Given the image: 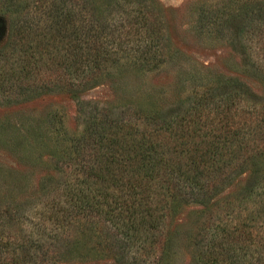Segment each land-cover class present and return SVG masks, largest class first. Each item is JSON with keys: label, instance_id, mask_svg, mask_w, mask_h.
I'll return each mask as SVG.
<instances>
[{"label": "trees", "instance_id": "1", "mask_svg": "<svg viewBox=\"0 0 264 264\" xmlns=\"http://www.w3.org/2000/svg\"><path fill=\"white\" fill-rule=\"evenodd\" d=\"M0 2V19L15 15L9 20L15 40L0 47V86L8 81L38 85L40 79L42 90L52 85L80 93L87 80L127 52L120 44L112 52L105 47L103 19L110 14L95 15L90 0ZM109 2L136 6L139 15L132 23L146 33L154 30L140 0ZM252 7H239L227 21L253 12ZM163 38L155 36L148 44L160 50ZM241 86L226 79L189 108L155 114L78 102L81 132L66 155L74 158L58 168L56 200L35 217L37 224L29 221L21 240L3 237L2 227L0 264H54L55 259L105 250L117 254V264H146L147 259V264H167L175 243L172 215L178 206L214 205L242 175L246 183L241 196L224 205L232 220L218 223L220 233L202 251L196 248V258L212 259L214 243L247 238L248 245L226 248L238 250V259L243 252L260 253L262 262L264 103L253 101L245 107L255 97ZM5 210L12 222L27 217L17 205Z\"/></svg>", "mask_w": 264, "mask_h": 264}, {"label": "rangeland", "instance_id": "2", "mask_svg": "<svg viewBox=\"0 0 264 264\" xmlns=\"http://www.w3.org/2000/svg\"><path fill=\"white\" fill-rule=\"evenodd\" d=\"M140 1L154 23L149 33L132 23L139 15L136 6L90 0L95 15L102 18L110 14L103 19L105 47L112 52L120 44L127 52L115 56L119 62H109L107 70L94 80H87L80 93L56 90L52 85L46 88L49 91L42 90L40 79L38 85L8 81L0 86V218H5L0 220V230L6 228L3 237L8 240H21L29 221L33 219L37 224L35 217L49 209L51 199L56 200L58 168H64L74 158L66 155L81 132L78 102L92 101L114 110L140 109L146 114L170 108L178 111L189 108L211 87L231 79L254 95L255 99L245 107L253 101L264 103V0ZM247 5L253 6V12L231 23L227 21L231 19L228 14ZM7 15L0 19V47L15 40L9 29V20L15 15ZM248 15L252 18L247 21ZM161 35L164 38L160 50L152 47L154 43L148 44L151 38ZM245 183V175L236 177L209 207L178 206L172 215L175 243L167 264H264L263 255L259 262L260 253L243 252L238 259V250L227 249L239 242L248 245L247 238L214 243L212 259L200 262L196 258V248L202 251L220 233L218 223L232 220L224 205L241 196ZM8 205H17L27 217L12 222L5 210ZM115 255L105 250L100 255L92 252L53 261L117 264Z\"/></svg>", "mask_w": 264, "mask_h": 264}]
</instances>
